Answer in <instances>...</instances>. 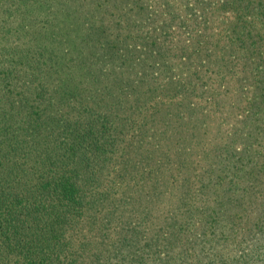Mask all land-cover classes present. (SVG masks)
I'll return each instance as SVG.
<instances>
[{
  "label": "trees",
  "instance_id": "1",
  "mask_svg": "<svg viewBox=\"0 0 264 264\" xmlns=\"http://www.w3.org/2000/svg\"><path fill=\"white\" fill-rule=\"evenodd\" d=\"M0 264H264V0H0Z\"/></svg>",
  "mask_w": 264,
  "mask_h": 264
}]
</instances>
